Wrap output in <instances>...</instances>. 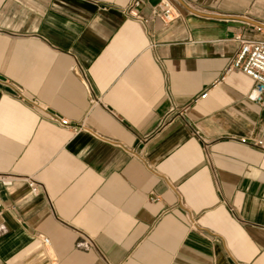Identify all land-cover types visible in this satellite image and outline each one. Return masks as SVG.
<instances>
[{
	"label": "crops",
	"instance_id": "crops-1",
	"mask_svg": "<svg viewBox=\"0 0 264 264\" xmlns=\"http://www.w3.org/2000/svg\"><path fill=\"white\" fill-rule=\"evenodd\" d=\"M132 1L0 0V264H264V0Z\"/></svg>",
	"mask_w": 264,
	"mask_h": 264
},
{
	"label": "built area",
	"instance_id": "built-area-1",
	"mask_svg": "<svg viewBox=\"0 0 264 264\" xmlns=\"http://www.w3.org/2000/svg\"><path fill=\"white\" fill-rule=\"evenodd\" d=\"M141 6L139 0H133L124 10L125 14L133 17L137 21L147 22L144 20L138 12V8ZM179 13L177 12L173 2L171 0H160V2L152 10V18L162 21L164 24H170L173 22ZM259 31L263 29L258 28ZM241 47L237 53L235 59L225 69V75H228L234 71H241L254 82V88L251 93L253 101L262 105L264 104V39L260 40H241ZM208 96V92L201 95L196 99L194 103H198L199 100L205 99ZM50 120L63 128H72L67 119H61L55 116L50 117ZM77 132V129L73 130ZM255 146L264 151V128L262 131V138L256 141ZM3 184H9L7 181H2ZM29 187L33 192H37L38 186L34 182L29 183ZM3 205L0 201V213L2 212ZM43 243L47 249L51 247L50 240L43 239Z\"/></svg>",
	"mask_w": 264,
	"mask_h": 264
},
{
	"label": "water",
	"instance_id": "water-1",
	"mask_svg": "<svg viewBox=\"0 0 264 264\" xmlns=\"http://www.w3.org/2000/svg\"><path fill=\"white\" fill-rule=\"evenodd\" d=\"M257 26L264 30V25L258 24Z\"/></svg>",
	"mask_w": 264,
	"mask_h": 264
}]
</instances>
